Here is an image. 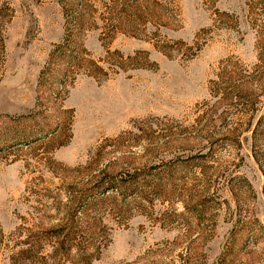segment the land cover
Here are the masks:
<instances>
[{"label":"rangeland","instance_id":"obj_1","mask_svg":"<svg viewBox=\"0 0 264 264\" xmlns=\"http://www.w3.org/2000/svg\"><path fill=\"white\" fill-rule=\"evenodd\" d=\"M0 264H264V0H0Z\"/></svg>","mask_w":264,"mask_h":264}]
</instances>
